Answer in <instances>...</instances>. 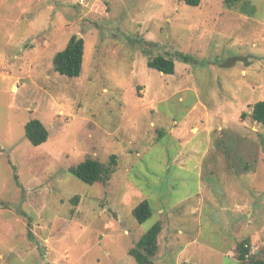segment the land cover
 Returning a JSON list of instances; mask_svg holds the SVG:
<instances>
[{
	"label": "rangeland",
	"instance_id": "374dc122",
	"mask_svg": "<svg viewBox=\"0 0 264 264\" xmlns=\"http://www.w3.org/2000/svg\"><path fill=\"white\" fill-rule=\"evenodd\" d=\"M75 35L71 79L53 58ZM158 56L174 74L148 67ZM259 101L264 0H0V264H139L157 222L150 264H264ZM32 120L49 131L37 147ZM113 154L107 183L68 172Z\"/></svg>",
	"mask_w": 264,
	"mask_h": 264
},
{
	"label": "trees",
	"instance_id": "16d2710c",
	"mask_svg": "<svg viewBox=\"0 0 264 264\" xmlns=\"http://www.w3.org/2000/svg\"><path fill=\"white\" fill-rule=\"evenodd\" d=\"M229 2V0H226ZM191 7H199L202 0H183ZM85 56V43L82 38L77 40L73 36L65 49L55 55L53 58L54 70L62 76L68 78H78L82 73ZM187 61V60H186ZM148 67L157 70L163 74L172 75L175 73V62L171 58L158 56L148 60ZM246 113L241 114L245 118ZM251 118L257 124L264 127V101L256 102L252 107ZM25 137L32 146H40L48 141L49 131L39 120H32L25 125ZM116 155L109 158L108 163H102L95 159H85L76 165L69 167L68 172L77 179L93 185L96 183H107L117 168ZM78 199V197H75ZM133 216L139 224L145 223L152 217L151 207L147 200L142 201L133 209ZM161 223L157 222L149 231H147L136 244V247L130 250V254L139 264H150V257H153L158 249L157 239L161 232ZM240 252L239 260L246 261L248 258V245L243 242L238 247ZM256 264H263L256 262Z\"/></svg>",
	"mask_w": 264,
	"mask_h": 264
},
{
	"label": "bare ground",
	"instance_id": "6f19581e",
	"mask_svg": "<svg viewBox=\"0 0 264 264\" xmlns=\"http://www.w3.org/2000/svg\"><path fill=\"white\" fill-rule=\"evenodd\" d=\"M16 90H17V87L13 86V91L16 92Z\"/></svg>",
	"mask_w": 264,
	"mask_h": 264
},
{
	"label": "crops",
	"instance_id": "0c3cea01",
	"mask_svg": "<svg viewBox=\"0 0 264 264\" xmlns=\"http://www.w3.org/2000/svg\"><path fill=\"white\" fill-rule=\"evenodd\" d=\"M15 78H17V76H16V75H15V76H13L12 78H9V79H11V80L13 79V80H14Z\"/></svg>",
	"mask_w": 264,
	"mask_h": 264
},
{
	"label": "water",
	"instance_id": "95a60500",
	"mask_svg": "<svg viewBox=\"0 0 264 264\" xmlns=\"http://www.w3.org/2000/svg\"><path fill=\"white\" fill-rule=\"evenodd\" d=\"M80 38H81V36H80V35H78V36H77V40H79Z\"/></svg>",
	"mask_w": 264,
	"mask_h": 264
}]
</instances>
